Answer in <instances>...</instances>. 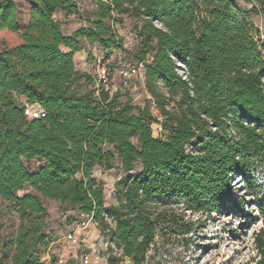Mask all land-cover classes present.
I'll return each instance as SVG.
<instances>
[{"label": "trees", "instance_id": "obj_1", "mask_svg": "<svg viewBox=\"0 0 264 264\" xmlns=\"http://www.w3.org/2000/svg\"><path fill=\"white\" fill-rule=\"evenodd\" d=\"M27 1L29 22L21 28L17 3L0 0V197L20 216L14 234L0 239V264H43L55 237L45 199L77 209L70 224L93 216L109 249L133 264H146L166 225L177 227L173 202L208 215L227 202L244 212L232 179L249 180L264 168V45L251 18L264 0H248L250 10L236 0H95L86 14L76 0ZM58 11L81 14L88 25L65 34ZM126 15L141 22L131 64L144 67L151 96L144 106L124 100L121 90L110 94L74 62L83 40L122 47L115 26ZM35 104L44 117L27 116ZM156 122L165 137L153 135ZM33 160L34 169L25 164ZM117 162L127 174L107 205L94 171ZM255 247V264H264V225Z\"/></svg>", "mask_w": 264, "mask_h": 264}, {"label": "rangeland", "instance_id": "obj_2", "mask_svg": "<svg viewBox=\"0 0 264 264\" xmlns=\"http://www.w3.org/2000/svg\"><path fill=\"white\" fill-rule=\"evenodd\" d=\"M14 1L18 6L19 25L25 28L29 22L31 4L27 0ZM76 1L81 14H86L96 7L95 0ZM236 3L246 10H250L255 5L248 0H236ZM81 14L67 15L63 11H58L55 18L61 23L65 34H72L79 27L88 25ZM251 18L259 33L257 39L261 45H264V9L260 8L259 12L252 13ZM155 23L161 26L158 21ZM140 25L141 22L136 18L124 16L123 21L115 26L123 38L122 47L105 50L98 44L83 40V48L74 55V62L79 72L91 73L96 79L99 78V65L104 64L110 73L111 89L118 88L124 93V100L130 99L133 103L144 106L151 100V96L145 88L143 76L134 78L131 83L125 85L119 73L121 62L136 63L134 53L140 43V37L137 34ZM2 48L3 44L0 42V49ZM180 72L184 73L183 70ZM76 84L84 88L93 86L92 83L85 85L84 80ZM14 96L23 102L26 101L17 94ZM152 108L156 112L154 105ZM152 128L155 137H165L167 134L159 122L153 123ZM133 141L138 142L135 138ZM25 164L32 169L39 166V162L35 160ZM126 174L127 172L118 162L115 168L110 170L95 168L94 175L104 184L107 205L116 202L114 195L116 184ZM263 186V167L254 169L249 180L240 175L233 177L232 195L238 203H243L244 212H240L233 203L229 202L226 203L227 207L220 208L219 211L212 212L210 215L184 209L182 201L171 203L169 207L174 208L177 213L174 220L177 227L172 228L171 224L166 225L164 234L157 237L154 246L148 252L146 264H255L259 258L255 247V237L264 225L259 206V203L264 200ZM30 189L27 185L25 190L19 192V195ZM44 204L48 210L50 229L55 236L53 239L55 243L52 245L50 254L51 260L48 264H84L83 253L91 256L90 264H133L129 257L121 256V250L113 248L114 250L111 251L100 229L94 226L78 232L75 239L65 240V236L73 231L68 216L78 215L77 209H73L68 203L62 204L49 199H45ZM189 222L193 223L194 228L191 232H184L182 225ZM19 223L20 216L13 205L0 197V239L10 238ZM45 254L46 252L43 256H46ZM59 258H63L64 261L58 263ZM4 263L11 264L9 259H5Z\"/></svg>", "mask_w": 264, "mask_h": 264}, {"label": "built area", "instance_id": "obj_3", "mask_svg": "<svg viewBox=\"0 0 264 264\" xmlns=\"http://www.w3.org/2000/svg\"><path fill=\"white\" fill-rule=\"evenodd\" d=\"M98 72H99V82L102 83L104 89L106 91H109L110 94H114L117 91H119L118 88L115 89H111L110 87V73L108 72V69H106L104 64L99 65L98 68ZM119 73L120 76L123 79V84L128 85L129 83H131V81L134 78H138L139 76H143L144 73V67L141 65H136V64H131V63H122L119 67ZM159 85L164 89L163 84L159 83ZM165 90V89H164ZM166 91V90H165ZM26 114L29 118H41L44 117L46 115V111L45 109H43L41 106H39L38 108H35L33 106H27L26 109ZM114 195H115V191H114ZM106 220L111 223L114 224L113 222V217H110L108 215H106ZM73 226V231L71 233H69L67 236H65V240H70V239H75L76 234L78 232H81L82 230H85L91 226H94L95 228H99V222L97 220L94 219L93 216H87L86 218L77 221L75 223L72 224ZM55 241H53L51 243V245L48 247L47 251H46V256H43V264H48V261L51 260V252H52V245H54ZM108 244V243H107ZM91 256L88 253H83L82 254V262L84 264H90L91 262ZM64 260L63 258H59L57 260L58 263H62ZM55 262V263H57Z\"/></svg>", "mask_w": 264, "mask_h": 264}, {"label": "crops", "instance_id": "obj_4", "mask_svg": "<svg viewBox=\"0 0 264 264\" xmlns=\"http://www.w3.org/2000/svg\"><path fill=\"white\" fill-rule=\"evenodd\" d=\"M33 107H39V105L35 104V105H32Z\"/></svg>", "mask_w": 264, "mask_h": 264}]
</instances>
